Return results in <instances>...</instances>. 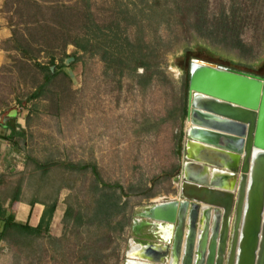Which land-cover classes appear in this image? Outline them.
Returning <instances> with one entry per match:
<instances>
[{
    "label": "trees",
    "instance_id": "trees-1",
    "mask_svg": "<svg viewBox=\"0 0 264 264\" xmlns=\"http://www.w3.org/2000/svg\"><path fill=\"white\" fill-rule=\"evenodd\" d=\"M1 12L11 36L2 42L8 63L0 66V91L13 92L22 105L31 103L25 117L28 127L36 117L50 114L58 118L71 102L73 81L65 68L78 61L87 63L98 57L103 64V81L114 83L119 91L126 84L142 91L162 81L173 86L164 62L174 45L162 33L164 26L172 29L180 25L184 30L190 22L216 26L208 35L241 48L250 45L241 30L264 24V0H5ZM260 30L264 32V28ZM191 50H184L178 64ZM192 59L195 57L182 66L181 86L175 90L168 110L176 122L175 153L179 156L184 149ZM261 70L263 73L258 74L264 76V66ZM6 117L10 132L4 137L20 150L28 139V128L17 122V115ZM12 167L0 171V242L32 260L28 264H34L36 257L38 264H44L40 262L42 240L53 248L51 256L55 259L61 255L65 264L124 263L122 244L127 245L125 234L132 225L134 205L130 207L129 200H122L130 193L121 182L106 181L94 161L40 160L27 154L23 171H12ZM63 171L91 175L95 195L90 204L73 199L70 193L65 206L61 205L58 196L65 187L59 183L61 175L54 186L50 183ZM27 179H32L30 200L22 197ZM153 186L143 193L145 198L157 194ZM19 201L45 205L37 226L16 219L13 207ZM57 217L63 223L60 236L51 234Z\"/></svg>",
    "mask_w": 264,
    "mask_h": 264
},
{
    "label": "rangeland",
    "instance_id": "rangeland-1",
    "mask_svg": "<svg viewBox=\"0 0 264 264\" xmlns=\"http://www.w3.org/2000/svg\"><path fill=\"white\" fill-rule=\"evenodd\" d=\"M186 27L187 30L180 25L172 29L166 26L162 28V33L174 45L166 53L164 62L173 86L162 81L142 91L126 84L119 91L114 83L103 81V64L98 57L88 60L87 63L78 61L65 68L72 78L74 90L70 93L71 102L61 115L58 118L50 114L36 117L31 127L25 122L29 135L27 141L22 143L23 147L16 150L11 143L6 142L8 145L3 149L5 153L14 154L13 162L5 170L13 165L12 171H23L27 154H32L40 160L58 158L74 162L94 161L106 181L121 182L130 193L128 197L122 196V200H129L130 207L134 205L132 225L126 229L125 234L127 245L122 244V252L125 254L123 264L126 263L130 241L137 238L134 227L140 213L165 200V197L179 196V186L174 178L184 163L185 154L182 152L179 156L175 153L174 134L177 127L168 110L175 90H179L181 86L182 66H187V61L193 56L216 65L263 73L261 67L264 66V32H260L264 28L263 23L259 22L257 27L250 26L241 30L246 44H250L241 48H234L208 35L212 34L211 31H216V26L190 22ZM187 47L193 51H189L187 58L178 64V58ZM1 94L4 96L0 97V122L15 107L23 121L31 109V103L20 104L15 100L13 92L5 89L0 91ZM183 129L185 145L188 138L187 118ZM60 175L63 180L59 183L65 185L58 196L62 206H65V199L70 193L73 199L84 205L91 203L95 193L92 192L93 184L89 173L72 174L63 171L57 173L50 184L54 186V180ZM31 180L27 179L25 182V194L22 197L26 200L33 197ZM53 186L48 189H53ZM151 186L157 194L145 198L143 193ZM62 230L63 223L57 217L51 234L60 236ZM39 244L36 245L43 249L40 262L65 264L61 255L55 259L51 256L54 250L47 240H42ZM33 259L34 264H38V258ZM31 261L12 251L4 241L0 242V264H28Z\"/></svg>",
    "mask_w": 264,
    "mask_h": 264
},
{
    "label": "water",
    "instance_id": "water-1",
    "mask_svg": "<svg viewBox=\"0 0 264 264\" xmlns=\"http://www.w3.org/2000/svg\"><path fill=\"white\" fill-rule=\"evenodd\" d=\"M189 122L178 198L141 213L168 229L166 248L143 253L157 263L264 264V76L193 59Z\"/></svg>",
    "mask_w": 264,
    "mask_h": 264
},
{
    "label": "crops",
    "instance_id": "crops-1",
    "mask_svg": "<svg viewBox=\"0 0 264 264\" xmlns=\"http://www.w3.org/2000/svg\"><path fill=\"white\" fill-rule=\"evenodd\" d=\"M4 1L5 0H0V66L8 63L7 53L2 47V42L11 36V30L7 24L6 18L2 15L1 12ZM7 115H9V118L17 115L18 117L17 122L22 127H25V122H26V118L24 117L22 121V119L19 117L20 113H18L17 110H14V108L10 110L8 114L4 115L3 120L1 122L2 124L0 123V145H2V147L0 146V171H4L13 162V157H14V154L12 152L5 153L3 151L4 146L8 145L6 142H9L4 137L10 132V130L8 129V117H6ZM2 141L4 143H1ZM203 172L209 174L208 169H204ZM45 208H46L45 205L42 203H35L34 206H31L27 202L19 201L14 204L13 210L17 220L22 222H29L31 225L37 226L41 220L42 215L45 212ZM146 209H144L143 211H145ZM141 213H140V217L137 219L138 221L136 222V226L134 227V233L137 236V238L132 239V241H134L132 243L141 244L140 245V247L142 248L141 250H143V248H148L149 246H152V248L156 249L157 251L163 252L168 242L166 241L167 239L161 237V231L159 230L158 224H155L151 220H148L146 217L141 216ZM2 226L3 224L2 222H0V231L2 229ZM151 238H155V239L152 240ZM132 246L133 245L130 243L128 247L129 251L132 249ZM145 257L147 258V261L152 264H169L167 259H166L167 261L163 263L162 262L157 263L151 257H148L147 255H145Z\"/></svg>",
    "mask_w": 264,
    "mask_h": 264
},
{
    "label": "bare ground",
    "instance_id": "bare-ground-1",
    "mask_svg": "<svg viewBox=\"0 0 264 264\" xmlns=\"http://www.w3.org/2000/svg\"><path fill=\"white\" fill-rule=\"evenodd\" d=\"M194 125H196V124H194L193 122H189V123H188V128H192ZM209 172H211V171L209 170ZM211 174H212V173H211ZM229 181H230V180H229L228 177L225 178V182H224V186H225V187L229 186ZM204 207H205L206 209L209 208L208 205H204ZM206 209H205V210H206ZM146 218H147L148 220H151L152 222H155V224L160 225V226H161V229H162L161 232H163L164 236H169L168 229H166V228L163 226V224H162L161 221H159V220L154 221V219H150L151 217H148V216H147ZM202 225H203V224H202ZM141 249H142V248L140 247V245H138V244H133L132 249L129 251L130 258H129L127 264H152V263H150V262L147 261V258L145 257V254L143 253V250H141Z\"/></svg>",
    "mask_w": 264,
    "mask_h": 264
}]
</instances>
